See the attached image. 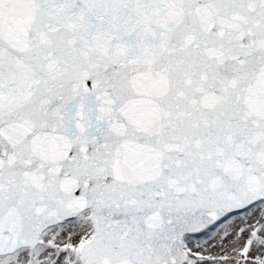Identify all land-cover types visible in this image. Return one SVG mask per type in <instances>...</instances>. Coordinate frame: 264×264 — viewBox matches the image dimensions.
I'll return each mask as SVG.
<instances>
[{"label": "snow or ice", "instance_id": "6c2138e0", "mask_svg": "<svg viewBox=\"0 0 264 264\" xmlns=\"http://www.w3.org/2000/svg\"><path fill=\"white\" fill-rule=\"evenodd\" d=\"M0 264H264V0H0Z\"/></svg>", "mask_w": 264, "mask_h": 264}]
</instances>
